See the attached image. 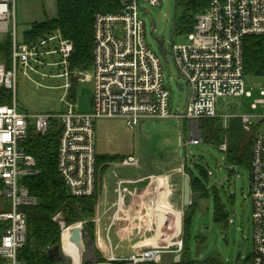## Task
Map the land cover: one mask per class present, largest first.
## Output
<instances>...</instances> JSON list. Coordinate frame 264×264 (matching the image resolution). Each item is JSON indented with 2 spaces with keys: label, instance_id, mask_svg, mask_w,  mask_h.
I'll return each instance as SVG.
<instances>
[{
  "label": "built area",
  "instance_id": "1",
  "mask_svg": "<svg viewBox=\"0 0 264 264\" xmlns=\"http://www.w3.org/2000/svg\"><path fill=\"white\" fill-rule=\"evenodd\" d=\"M140 2L152 6L160 4V0H121L122 7L118 12L95 15L93 64L89 70H79L69 67V58L74 52L71 40L64 38L59 30L34 42L20 40L15 28V0H0V40L9 36L11 41L9 61H0V88L11 93L10 103L0 104V196L5 195L10 203L9 210L0 212V264H25L17 256L26 241L24 207L36 205L38 198L24 183L25 176L37 173L36 161L26 151L24 141L30 126L44 133L52 119H57L61 125L57 169L68 193L77 198L95 197L94 216L89 221L93 223L96 251L101 254V257L97 254L96 264H157L166 256L173 259L176 254H181L182 229L177 234L145 242L149 238L146 234L153 237L158 230L170 229L168 224L162 223L165 216L158 210V206L170 205L168 175L120 178L116 180V198L108 201L107 192L103 191L104 180L98 174L103 165L97 166L94 119L122 117L131 129H136L141 120H187L189 138L181 144L185 147L200 144L199 120L217 117L220 97H251L244 82V38L264 36V0H208L207 7L194 17L190 42L172 45L168 54L176 66V82L186 90L185 109L180 114L173 113L170 108V91L164 85L161 55L145 40L146 21L139 15ZM174 24L173 33L176 22ZM47 67L60 68L62 72L55 76L67 79L61 97L65 109L35 114L20 110L17 99L19 71L32 79L34 75H47L43 71ZM72 78L78 83L85 79L92 82L90 111H81L68 98ZM251 107L260 112L252 116L242 115L246 129H251L252 118H259L264 127V86ZM217 147L226 153L227 141ZM138 163L137 156L128 154L113 164L136 167ZM250 171L253 228L250 260L241 262L240 256L233 263L195 261L192 264H264V129L255 132ZM124 185L130 188H123ZM144 208L150 216L146 221L143 220ZM121 209L130 213V217H124L125 222L132 220L131 223H136L126 237L136 234L139 237L127 256L115 255L110 239ZM139 214H142L141 219ZM59 218L60 213L54 216V220ZM104 219L107 223H103ZM86 222L73 225L79 224L83 233ZM59 223L62 246L63 232L73 225ZM102 223L109 254L98 245L99 236L103 237ZM71 259L72 264H83L82 255L77 262Z\"/></svg>",
  "mask_w": 264,
  "mask_h": 264
},
{
  "label": "rangeland",
  "instance_id": "2",
  "mask_svg": "<svg viewBox=\"0 0 264 264\" xmlns=\"http://www.w3.org/2000/svg\"><path fill=\"white\" fill-rule=\"evenodd\" d=\"M177 3L178 0H160L159 5L152 6L140 2L139 15L146 21L145 40L155 51L158 45L156 38L164 39V49L167 52H170L173 44L190 42L189 33L177 30L173 33L172 23L176 22L182 14ZM14 10L15 28L20 40L23 38V33L30 29L32 22L44 21L57 14L56 0H15ZM153 23L155 29L151 32ZM172 34L173 39L170 40ZM167 57V62L162 60L164 85L170 91L172 112L180 114L185 109L186 90L180 91L176 86V66L172 56L168 54ZM57 58L58 56H55V59ZM43 71L47 75H34L32 79L25 77L19 71L17 99L20 110L35 114L61 112L65 109L61 97L64 95L63 85L67 79L55 76L62 70L58 67H47ZM70 81L72 82V79ZM244 82L245 89L251 91V97H220L217 102V117L221 118L218 125L230 128V141L235 136L246 141L250 133L243 124L242 115L252 116L260 112L259 109H253L251 104L259 97L260 88L264 86V78L245 76ZM92 90V82L85 79L84 82L78 83L77 89L73 86L69 90L68 98L75 94V102L80 110L90 111ZM226 114L230 117L226 118ZM252 121L250 130L264 129L259 123V118H252ZM93 125L98 156L134 154L139 159V165L136 167L117 166L113 164L114 161H110L107 163L112 164L98 172L99 177L105 181L103 191L107 192L109 202L116 198V180L139 178L149 173L160 172L164 167L168 169L164 171L167 174L158 175H168V184L173 189L171 194L176 197L175 201L180 200L182 179L186 174L182 165L186 164L197 175L199 171L194 164L201 165L208 173L209 186L214 185L216 193L221 198L228 214V223L222 227L214 222L212 194L201 203L198 202L192 216L187 246L189 260L195 262L215 259L217 263H233L239 251L242 254L241 262L250 260L253 249L252 204L249 195L250 169L229 162L227 154L220 151L213 143L201 141L200 144L189 147L182 145L181 141L189 138L190 124L187 120L174 118L141 120L136 129H131L122 117L95 118ZM123 188L129 189L130 186L124 185ZM9 209V199L5 195L0 196V212ZM165 214L168 215L167 212ZM103 223L101 238L105 242ZM118 227L115 225L110 233L111 243L115 247L114 254L130 255L131 247L136 244L139 237L135 233L136 235L128 238L117 231ZM146 236L150 237V234ZM225 236L226 239H224ZM97 254L101 257L100 253ZM169 260H171L170 256H166L163 262L157 264H165Z\"/></svg>",
  "mask_w": 264,
  "mask_h": 264
},
{
  "label": "trees",
  "instance_id": "3",
  "mask_svg": "<svg viewBox=\"0 0 264 264\" xmlns=\"http://www.w3.org/2000/svg\"><path fill=\"white\" fill-rule=\"evenodd\" d=\"M208 0H178L177 6L182 14L176 20V30L189 33L195 21V15L203 11ZM57 14L55 17L44 21H34L30 29L23 33L25 42H34L51 35L59 30L63 37L74 44V52L69 58L71 69L89 70L93 64V24L97 13H116L121 9V0H56ZM11 41L9 36L0 40V61L8 62L10 59ZM244 73L254 78H264V36L250 35L244 38ZM78 86L76 78H72V87ZM75 92V90H74ZM75 94L69 99L75 102ZM11 93L5 88H0V104L10 103ZM76 103V102H75ZM78 107V106H77ZM78 109H80L78 107ZM219 117L199 120L202 131V141L213 143L216 146L224 140L227 141V160L234 165L250 169L252 156V142L255 135L253 129L249 130L246 141L238 136L229 139L230 128L218 125ZM217 121V122H215ZM61 125L57 119H52L49 128L44 133L36 131L30 126L27 138L24 141L26 151L36 161L37 173L24 177V183L31 194L38 198L34 206L24 207L27 215L26 241L18 250V259L25 264H61L59 260L49 257L48 250L61 243L62 227L73 225L80 221L84 224V231L94 239L93 223L89 220L94 216L95 197H73L57 169V157ZM230 142H232L230 144ZM124 156L97 155V166L102 170L108 165L107 162L119 161ZM194 164V163H193ZM197 175L184 165V171L190 179V188L193 192L201 194L199 202L213 195L214 222L222 227L228 223V214L225 211L221 198L216 193L214 185L209 186V176L206 169L198 164ZM2 183L0 181V189ZM197 204L191 203L184 209L182 223L183 248L181 259L175 262L174 258L165 264H192L188 258V241L192 216ZM60 213L61 218L54 220V216ZM206 262H216L215 259ZM89 264V263H87Z\"/></svg>",
  "mask_w": 264,
  "mask_h": 264
},
{
  "label": "water",
  "instance_id": "4",
  "mask_svg": "<svg viewBox=\"0 0 264 264\" xmlns=\"http://www.w3.org/2000/svg\"><path fill=\"white\" fill-rule=\"evenodd\" d=\"M174 23H172V28L174 29ZM155 24L153 23L151 32L154 30ZM173 39V34L170 36V40ZM157 40V50L161 55V58L163 61H168V53L164 49V39H158ZM176 86L179 88L180 91H182L184 88L180 86L179 82H176ZM197 123V122H196ZM182 204L184 207H187L191 203L197 204L199 202L201 194L199 192H193L190 188V179L188 174H184L183 177V188H182ZM226 239V236L224 237ZM70 240L74 241L77 245V247L81 250L82 253V259L83 264L91 263L96 264L98 256L96 247L94 244L93 239L88 235L86 231L83 233L81 232L80 226H74L72 227V231L70 234ZM98 245L100 248L104 250L106 254H109V249L106 245V243L102 240L101 236L98 238ZM49 257L59 260L61 264H72V259L70 256H68L65 251L63 250L62 246L60 244H57L53 247H51L48 250ZM241 251H239L236 255V261L240 259ZM181 259V254H176L174 261L179 262Z\"/></svg>",
  "mask_w": 264,
  "mask_h": 264
},
{
  "label": "bare ground",
  "instance_id": "5",
  "mask_svg": "<svg viewBox=\"0 0 264 264\" xmlns=\"http://www.w3.org/2000/svg\"><path fill=\"white\" fill-rule=\"evenodd\" d=\"M147 203V201H146ZM144 204V203H143ZM148 204V203H147ZM146 205V204H145ZM164 207L161 208L160 210V207H159V211H161L160 213H162L163 216H165L164 218H162V223L164 224H167L170 220L173 222V225H170V223L168 224L170 226V229L168 231H165V230H158L156 234H154V239H157L159 238L160 236H163V235H169L171 236V234H177L178 231H179V227H180V222H181V216L179 213L175 212L173 209H171V207L168 205V204H165L163 205ZM153 212V210H152ZM168 213L165 214V213ZM128 216L130 217V213H129V210L127 211H124V209H121L118 214H117V221L121 219V217L123 218V224H124V234H126L127 232H129L131 230V228H133L136 223H131L132 220H128V222H125L124 220V216ZM140 216L138 217L139 219L142 218V214H139ZM147 211H145V213L143 212V220L146 221L147 220ZM136 218V215L134 216ZM133 217V218H134ZM150 218V216H148ZM167 223H166V222ZM74 226H79V224H76V225H73ZM71 231H72V227L70 228H67L64 232H63V235H62V246H63V250L65 251V253L68 255V256H71L74 261H79L80 260V257L82 255L81 253V250L82 249H79L76 245V243L74 241H71L70 240V234H71Z\"/></svg>",
  "mask_w": 264,
  "mask_h": 264
},
{
  "label": "crops",
  "instance_id": "6",
  "mask_svg": "<svg viewBox=\"0 0 264 264\" xmlns=\"http://www.w3.org/2000/svg\"><path fill=\"white\" fill-rule=\"evenodd\" d=\"M176 168V167H175ZM182 168L184 169V165H182ZM170 169V168H169ZM172 169H174V168H172ZM168 169L166 168V167H164L163 168V170L162 171H160V172H157V173H149L148 175H151V174H156V175H158V174H167V173H164V171H167ZM181 175V174H180ZM147 176V175H146ZM183 177H184V175H183ZM103 179V178H102ZM104 180V179H103ZM104 183H105V181H104ZM171 187V185H169L168 186V193H169V196H168V203L170 204L169 206L171 207V209H173L175 212H177V213H179L180 214V216H181V222H180V227H179V230L180 229H182V223H183V214H184V209H185V207L183 206V204H182V195H183V192H182V188H183V179H182V184H181V196H180V200H177V201H175V199H176V197H173V195L171 194L172 193V188H170ZM115 190H116V188H115ZM165 193V192H164ZM172 197V198H171ZM145 204L146 205H148L147 203H146V201H145ZM160 207V206H159ZM159 207H158V209H159ZM161 208L162 207H160V210H161ZM124 211H127L126 209H124ZM145 211H147L145 208H144V210H143V212L145 213ZM162 214V213H161ZM125 217V216H124ZM106 221V220H105ZM123 218L121 217V219H120V221L118 220L117 222H116V225H117V227H118V229H117V231H119V233L120 234H124L125 232H124V230H125V228H124V224H123ZM166 222V221H165ZM105 223H107V221L105 222ZM167 223V222H166ZM170 223V225H173V222L170 220L167 224H169ZM130 232V231H129ZM129 232H127V233H129ZM179 232V231H178ZM126 233V234H127ZM125 234V235H126ZM154 241V240H156V239H154V236L153 237H149L145 242L147 243V242H150V241Z\"/></svg>",
  "mask_w": 264,
  "mask_h": 264
}]
</instances>
